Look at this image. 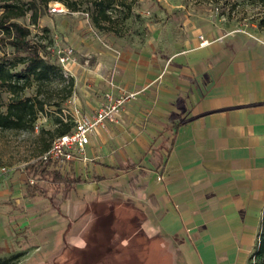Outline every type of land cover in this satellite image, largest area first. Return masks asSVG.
Returning <instances> with one entry per match:
<instances>
[{"label": "crops", "instance_id": "obj_1", "mask_svg": "<svg viewBox=\"0 0 264 264\" xmlns=\"http://www.w3.org/2000/svg\"><path fill=\"white\" fill-rule=\"evenodd\" d=\"M107 3L126 6L130 29L107 34L109 50L88 37L81 20L63 25L79 61L69 64L73 91L60 100L64 113L52 111L46 128L53 133L60 119L72 129L106 92L136 95L118 123L89 134L86 163L47 165L63 181L46 178L64 190L31 195V221L70 226L75 258L92 247L107 264H150L156 254L171 264H251L264 209V44L224 34L220 18L190 0H149L140 8L135 0H93L100 29L113 18ZM6 179L0 250L24 219L6 202L22 188L9 192ZM76 221L94 226L93 241L83 230L76 236L83 227ZM66 247L58 253L64 258Z\"/></svg>", "mask_w": 264, "mask_h": 264}, {"label": "rangeland", "instance_id": "obj_2", "mask_svg": "<svg viewBox=\"0 0 264 264\" xmlns=\"http://www.w3.org/2000/svg\"><path fill=\"white\" fill-rule=\"evenodd\" d=\"M190 1L198 11L218 16L224 34L240 35L246 43L264 44V0ZM56 2L63 4L65 8L64 12L51 13L49 11L50 6ZM148 2L149 0H135L134 7L140 8L143 5V7H147ZM108 5L109 3L106 4L107 7ZM115 6V3L111 7L109 5V8H112L110 9V14L113 18L109 20L104 29H100L95 25V6L93 0H48L45 4H40L39 16L35 23L31 22V11L15 19V21L30 29L31 33L29 38L35 43L44 58L49 63L60 66L57 58V48L69 46L68 41L64 39L63 36V25H76L81 20L84 28L88 30V37L97 41L100 47L109 50L111 49V45L107 41L108 35L118 30L127 31V29H130L129 22H126L125 19L122 18L124 17L123 13L127 11L126 6ZM69 7L74 10H69ZM69 11H76V14L72 16L69 14ZM1 12L0 9V13ZM134 12L135 10H132L131 13L134 14ZM83 14L87 16H83ZM0 47V55L5 52L7 56H12L13 50L8 44L0 42ZM74 57L75 61L78 62L79 56L74 55ZM80 60H83V58L80 57ZM21 67L22 64H18L16 68L19 69ZM69 80H72V75L67 78L64 76L63 72L60 74L52 73L51 79L43 84L39 92V97L44 99L46 104L44 112H39L34 122V125H38L37 130L34 126L26 131L0 129V168H7V172L2 175L7 178V182L3 181V184L6 183L5 185L9 192L17 188H22L19 192L20 197L13 196V198H9L6 201L10 204V211H12L13 214L21 215V217L24 218L12 228L11 244H9L6 249L4 247L0 250L4 252L0 254V258L12 257L10 260L11 264H96V262L98 264H107V261H98L100 255L94 253L92 247L90 251L86 253V257L75 258V255L70 253V249L68 250L69 240L73 236L72 234H75L72 230L70 233V226L67 225L68 227L66 226V230H64L61 225L59 227L55 226L48 228L36 226L33 221H31V213L27 211V208L30 207H28L26 202L34 204V201L30 200L31 195L26 191L28 184L22 180L23 178L21 175L24 174V172H26L25 175L28 178V183H32L36 191L46 196L53 195L54 193L60 195L64 190V186H58L49 178L43 177L38 173L36 174V170L47 166L39 160V156L50 147L52 140L56 137V135L47 130V122L49 117H51L50 115H53L52 111L56 113L57 117H60V114L63 115L64 112L61 110L60 100L69 95L66 94L67 90L65 89ZM36 91V85L33 84L31 87L24 90L23 96H34ZM72 91L73 86L71 87L70 95H72ZM2 95L3 100L6 102L10 94L4 92ZM50 103H54L51 105H55V108L52 106L50 107ZM19 185L22 186L20 187ZM51 218L52 217L47 216L44 218L45 220L43 222L48 223ZM76 224L78 227L81 226V224L83 225L82 229L80 228L76 233V236L83 230V234L86 233L91 237L88 241H93L95 238L93 233L94 226L87 221H76ZM88 244L90 246V242ZM64 247H66V251L68 250V254L65 258L62 256L63 254H58L61 251L60 249ZM157 256L158 254L153 257L152 263L150 264H171L170 259L161 260Z\"/></svg>", "mask_w": 264, "mask_h": 264}, {"label": "trees", "instance_id": "obj_3", "mask_svg": "<svg viewBox=\"0 0 264 264\" xmlns=\"http://www.w3.org/2000/svg\"><path fill=\"white\" fill-rule=\"evenodd\" d=\"M46 2L48 0H0V42L8 44L13 50L12 56H7L5 52L0 55V129H31L38 113L44 112L45 109L46 101L39 97L43 84L51 79L52 73L62 72L61 67L49 63L30 40V29L15 21L31 11V22L35 23L39 16L40 4ZM18 64H22L19 69L16 68ZM33 84L36 85V94L23 96L24 90ZM72 86V80H69L67 87L65 86L66 94L70 95ZM4 92L10 94L6 102L3 100ZM57 123L54 135L71 131V124L63 123L60 119H57ZM36 171V174L47 176L54 182L63 181L56 170H50L47 166ZM27 184L26 191L34 195V185ZM253 258V264H264V209L257 244L252 253ZM11 259L12 257L0 258V264H11Z\"/></svg>", "mask_w": 264, "mask_h": 264}, {"label": "built area", "instance_id": "obj_4", "mask_svg": "<svg viewBox=\"0 0 264 264\" xmlns=\"http://www.w3.org/2000/svg\"><path fill=\"white\" fill-rule=\"evenodd\" d=\"M64 6L60 2L53 3L49 11L51 13L64 12ZM206 41H203L204 43ZM57 58L65 77H71L69 64L75 62L74 49L71 46L58 47ZM136 93L127 92L114 96L111 92L104 94L103 102L91 117H75V124L70 132L56 136L50 147L44 151L39 160L42 163H50L57 168H63L74 160L86 163L88 158L85 155L86 145L89 141V134L97 128H104L106 123H118L119 115L125 103L134 98ZM34 128L37 130L38 125ZM24 135V134H23ZM7 172L6 167L0 168V177ZM161 177H158L160 179ZM32 182V180H31ZM254 263V258L252 259Z\"/></svg>", "mask_w": 264, "mask_h": 264}]
</instances>
